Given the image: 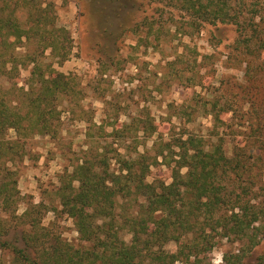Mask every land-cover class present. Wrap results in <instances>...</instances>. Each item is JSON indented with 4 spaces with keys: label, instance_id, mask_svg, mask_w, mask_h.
Instances as JSON below:
<instances>
[{
    "label": "trees",
    "instance_id": "1",
    "mask_svg": "<svg viewBox=\"0 0 264 264\" xmlns=\"http://www.w3.org/2000/svg\"><path fill=\"white\" fill-rule=\"evenodd\" d=\"M151 1L185 13L184 35L205 24L236 31L227 63L243 77L203 101L211 138L184 131L147 148L142 139L158 131L147 114L91 121L87 149L59 177L60 207L30 201L18 213L17 163L30 139L59 137L63 105H80L83 90L58 69L72 57L74 37L58 24L55 1L0 0V251L10 257L0 264H216L205 253L218 238L240 243L218 264H244L264 239V0ZM140 2L90 0L101 32L110 34ZM155 25L149 28L159 38L165 27ZM50 211L72 219L81 245L64 236L59 221H44ZM170 242L175 249H167Z\"/></svg>",
    "mask_w": 264,
    "mask_h": 264
},
{
    "label": "rangeland",
    "instance_id": "2",
    "mask_svg": "<svg viewBox=\"0 0 264 264\" xmlns=\"http://www.w3.org/2000/svg\"><path fill=\"white\" fill-rule=\"evenodd\" d=\"M53 1L58 24L67 27L74 37L72 57L58 69L77 77L83 100L77 106L63 105L57 139L42 135L30 139L26 156L17 163L23 196L18 213H22L30 201L60 207L54 193L59 177L66 168L72 169L87 149L90 141L87 128L91 121L96 125L117 118L130 122L133 118H145L147 114L158 129L147 139H142L147 148L159 138L172 139L184 131L211 138L212 117L203 116L206 111L203 101L212 98L211 91L220 85L224 87L243 77L240 68L233 64L228 67L227 63L236 37L232 25L205 24L200 31L193 30L184 35L180 27L185 13L168 8L162 10L161 3L141 0L135 8H126L121 19L125 22L124 27L120 29L119 22L110 34L109 31L101 32L90 0ZM155 22L156 27L159 24L165 27L159 38L157 32L149 28ZM28 75L29 70L23 71V80ZM221 76L224 78L222 84L219 82ZM200 78L204 82L199 83ZM97 127L93 126L96 134ZM153 172L168 176L165 167H155ZM56 215L50 211L44 221L57 220ZM61 216L57 221L64 236L72 244L81 245L72 219ZM126 237L130 238L129 235ZM166 247L173 250L176 244L170 242ZM239 247V242L218 238L213 250L205 253L206 258L212 263H222L224 253L235 252ZM263 259L264 239L244 264H264ZM0 261L9 262L10 257L0 251ZM176 264L197 262L191 258Z\"/></svg>",
    "mask_w": 264,
    "mask_h": 264
}]
</instances>
